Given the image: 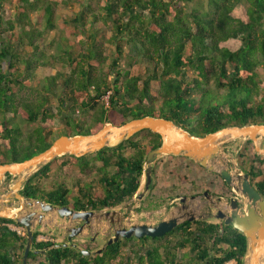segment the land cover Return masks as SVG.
<instances>
[{
  "label": "trees",
  "instance_id": "trees-1",
  "mask_svg": "<svg viewBox=\"0 0 264 264\" xmlns=\"http://www.w3.org/2000/svg\"><path fill=\"white\" fill-rule=\"evenodd\" d=\"M195 1L0 0V165L27 160L61 136L90 135L106 123L121 126L142 117L172 121L199 137L225 127L264 125V0H206L204 9L187 10ZM60 9L70 10L61 19L66 29L46 43L44 33L57 30ZM44 69L50 74L40 79ZM151 82L159 85L158 97L151 96ZM91 112L88 122L84 115ZM17 117L38 127L24 134ZM158 143L159 136L145 130L94 155L62 156L31 175L21 194L46 203L45 194L64 199L68 192L61 184L47 192L40 183L56 163L55 172L64 178L74 171L86 179L88 173H114L103 175L98 203L88 200L75 210L121 207L138 190L143 159ZM252 155V185L264 199V157ZM94 184L86 180L79 194L88 199ZM8 222L0 219V264H22L27 234L4 228ZM185 225L175 235L185 234ZM207 234L209 243L198 256L196 241L185 239L179 249L195 254V264H243L248 244L237 230L211 226ZM38 235L34 250L47 251L29 252L27 264H126L134 251L118 241L86 258L54 248L53 241L38 242Z\"/></svg>",
  "mask_w": 264,
  "mask_h": 264
},
{
  "label": "water",
  "instance_id": "water-1",
  "mask_svg": "<svg viewBox=\"0 0 264 264\" xmlns=\"http://www.w3.org/2000/svg\"><path fill=\"white\" fill-rule=\"evenodd\" d=\"M145 130L157 134L161 138V144L149 151L143 159L142 180L139 186L140 197L150 188L152 170L159 158L168 155L183 156L196 162L206 171L219 175L232 189L234 196L229 199L227 205L228 215L217 211L219 214L214 218L224 220L225 225L237 230L246 239L247 259L243 264H264V199L252 186L247 174L237 169H229L220 161L226 156L223 152L224 145L244 140L251 141L255 154L264 157V146L260 145L261 141L264 142V125L225 127L199 137L179 128L172 121L154 117L133 119L121 126L107 123L99 131L90 135L61 136L55 139L46 150L27 160L0 165V219L15 222L26 231L27 240L22 264H27L29 252L35 255L46 253L47 250H34V232L42 233L46 226L49 227V224L44 223L49 220L50 214L63 219L61 222L63 226L59 229L68 233L67 243L62 246L56 245V247H69L83 257L91 256L92 252L80 249L73 242L78 237L87 235L91 229L92 219L101 216L92 211H73L65 206L57 207L39 200L25 198L21 191L30 176L57 158L70 156L79 159L94 155L104 148H115ZM227 158L233 162L231 156ZM7 177L11 179L8 186L5 182ZM204 196L211 202L210 195L205 193ZM117 213L108 211L104 216L112 221ZM189 220L193 221L194 218ZM177 222L176 218H172L156 226L132 225L127 228H114L113 235L106 246L120 239L131 237L136 239L162 237L172 231ZM72 223L74 225H71ZM51 232L49 231V234H53ZM91 240L95 239L91 238ZM104 248L105 246L95 253H101Z\"/></svg>",
  "mask_w": 264,
  "mask_h": 264
},
{
  "label": "flooded vegetation",
  "instance_id": "flooded-vegetation-1",
  "mask_svg": "<svg viewBox=\"0 0 264 264\" xmlns=\"http://www.w3.org/2000/svg\"><path fill=\"white\" fill-rule=\"evenodd\" d=\"M142 132L143 131L139 133ZM145 134L146 133H144V135ZM134 143L135 141H132V144ZM160 144L161 138L159 137V143L155 146L158 147ZM237 145H239V143L234 144V146ZM260 145L264 146V142L261 141ZM149 146L154 145L151 144ZM250 146H252L249 149V152H251V159L247 158L246 154V148L248 149ZM231 147H233V144L230 143L223 146V152L226 156L222 157L220 161H222V163L229 169H237L239 172L247 174L248 179L252 184L254 168L250 165V161L252 158L253 161H255L252 155V153L255 154L252 142L249 140H244L242 142V145L237 148V151L232 153L237 156L233 162L227 158L231 152H233ZM151 150L149 149V151ZM255 156L257 155L255 154ZM103 175L112 176L114 173L108 172L104 174H96V176L93 175L94 177L90 179L95 182L94 185L98 187L99 193H101L100 195H103L104 192L102 186L100 185L101 182L105 183ZM77 178L78 177H76V180ZM95 178L97 182L95 181ZM64 180H66L65 183ZM62 181V188L64 191H67L68 194L64 199L58 198L55 193L51 194V197L45 196V199H48L51 202L47 204L57 207L65 206L73 211H77L75 208H80L82 204L87 203L88 200L97 201L98 203V199H96L95 196L100 195H97V193H95L96 191L94 192V188L89 190V192H86L88 196L87 199L79 194L78 188L80 185L77 181V183H74L73 179H70V177L63 179ZM108 181L111 183V179H108ZM72 183L75 187H77V189H75V193H72V188L67 185H72ZM56 189L58 188L55 187L54 190ZM205 193L210 195L211 202L206 199L204 196ZM231 193H233L232 189L226 185L219 175L206 171L196 162L183 156H164L155 162L151 174L150 188L145 194H143L142 197H140V190L138 188L132 199L126 203L127 205L125 204V206L123 205L113 209L104 208L98 212L92 211L101 215L96 218L100 227V230L97 232V237L102 239V242L104 243L103 246L106 247V243L113 235L114 228H127L132 225L156 226L162 221L176 218L178 221L176 227L172 231L164 234L162 237H144L141 239L131 237L129 239H120L119 241H123L125 249L134 250L130 255L128 254L125 256L128 262L126 264H195L187 258V255L194 256L196 254L198 256L200 251L204 250L203 245L209 243L207 231H210L211 226H228L225 225L224 220L215 219L214 216L219 214L217 211H221L222 214L228 215L227 205L229 199L234 196V194L231 195ZM101 201L102 200H99V202ZM196 204L198 205L197 207ZM127 206H129V208H127ZM108 211L118 212L117 215H114L113 220L115 217L118 218L114 221L112 220L114 223L104 216V214ZM50 215L56 223H50L49 227H53V230L58 236L66 237V241L59 244L55 242L54 239L46 240V242L53 241L55 243L54 248H57L56 245L62 246L67 243L68 233L59 229L63 226L61 223L63 219H60L55 214ZM190 218H194V220L190 221ZM186 223L190 225L188 230H185L186 233L183 235H175L176 232L173 231L176 228H185ZM56 226L58 228H56ZM49 227L46 226V230L43 232L49 234ZM25 232L26 231L24 229V234ZM187 233H189L190 236L187 235ZM185 239L196 241V244L199 243L198 245L200 247L197 251H195V254H192L188 248H183L182 250L179 249V242H183ZM79 240L80 238H77L73 243L80 249H83V246L86 245L90 247V243L88 242L90 240L89 238L84 245L81 244ZM97 249L98 248H95L92 253L95 254ZM134 255H137L138 257L136 258Z\"/></svg>",
  "mask_w": 264,
  "mask_h": 264
},
{
  "label": "rangeland",
  "instance_id": "rangeland-1",
  "mask_svg": "<svg viewBox=\"0 0 264 264\" xmlns=\"http://www.w3.org/2000/svg\"><path fill=\"white\" fill-rule=\"evenodd\" d=\"M200 6H202L203 7V9L206 7V0H196L195 1V3H193V4H188L187 5V7H186V9L187 10H190V8H198V7H200ZM70 14V10H63V9H60V10H58L57 12H56V24H57V30L56 31H49V30H46L45 31V33H44V39H45V42L46 43H48L49 41H51V40H53V39H56V38H59L60 36H61V34H62V32L66 29V27L64 26V24H62V18L64 17V16H66V15H69ZM45 30V29H44ZM107 36H109V34H107ZM70 37V39L72 40V41H74L76 38H74V37H72V36H69ZM103 41V39H100L99 40V42H102ZM48 45V44H47ZM107 46V45H106ZM125 52L126 53H130V54H132V55H135V52L133 51V49H132V46H130V47H128V46H126V48H125ZM108 64V62H106V65ZM94 65V64H93ZM104 69L106 70L107 69V67H104ZM59 70L60 71H63L62 70V68L60 69L59 68ZM260 73H261V71H259ZM50 74V70L49 69H44V70H41V71H39L38 73H37V76L40 78V79H42L43 77H45V76H47V75H49ZM150 87H151V91H150V93H151V96L152 97H158L159 96V85H158V83L157 82H151V84H150ZM17 89V88H16ZM19 94H20V96H22V97H25L26 96V94H27V92L26 91H22V92H19ZM161 104V100H156L155 101V106L156 107H158L159 105ZM84 118H86V120L88 121V122H92L91 120L93 119V113L91 112V113H89V114H87V115H84ZM16 122H17V124L19 125V127H20V129H21V131L24 133V134H27V133H31L33 130H35L37 127H38V125L37 124H32V123H28V122H26L23 118H21V117H17V119H16ZM88 122H86V123H88ZM194 123V122H193ZM48 127H50V128H52L53 130H57V128L54 126V124H52V123H50V124H48ZM61 130H63L62 128H61ZM58 131H59V129H58ZM72 133H74V132H72ZM144 134V133H143ZM142 134V135H143ZM242 142L243 141H235V142H230V144H233V147H231L232 148V150H233V152H231V156H232V158H233V161H234V159H236L237 158V156L236 155H234V154H232V153H234V152H236L237 151V148L238 147H240V145H242ZM236 143H239V145H237V146H234V144H236ZM229 144V143H228ZM251 148V146L247 149V151H246V154H247V158H251V152H249V149ZM223 151H224V149H223ZM229 155V156H230ZM239 157V156H238ZM240 158V157H239ZM55 166H57V164L56 163H53L52 165H51V167H50V172H49V174L47 175V178L46 179H44V180H41L40 181V183H41V186L45 189L44 191H47V192H50V191H52V190H54L55 189V187L57 186V184H61V183H63V179H65L61 174H58V173H56L55 172ZM241 168V167H240ZM109 173H111V172H109ZM76 175H78V176H76ZM88 175L90 176L89 178H84V177H80V174H78V172L77 171H74L72 174H71V176H70V179H73V182L74 183H79V185L82 187V186H84L85 184H86V180H89L90 181V178H92V177H94L91 173H88ZM71 177H73V178H71ZM76 177H78L77 178V180H76ZM67 179V178H66ZM74 179H75V181H74ZM11 181V180H10ZM9 181V182H10ZM77 181V182H76ZM95 181L97 182V180H96V178H95ZM9 182L8 183H6V186H8L9 185ZM66 182V180H64V183ZM70 188H72V193H75V189H77L74 185H73V183H72V185L71 184H67ZM93 188L95 189L94 190V192L95 193H97V195H100L101 193H99V190H98V187H96L95 185H93ZM74 189V190H73ZM98 190V191H97ZM47 194H45V196H46ZM127 205V204H126ZM124 206H125V204H124ZM198 205L196 204V207H197ZM127 208H129V206H127ZM126 208V209H127ZM71 225H74V223H72ZM53 228V227H52ZM44 230H46V229H44ZM100 230V227H99V222H98V220L97 219H92V223H91V229L88 231V233H87V235H85V236H80V237H78V238H80V243L81 244H86V242H87V240H88V238L90 239L88 242L90 243V247H92V249H94V248H98L97 250H100L102 247H103V245H104V243L102 242V239H99L98 237H97V232ZM40 234V236L38 237L39 238V240H38V242H41V241H44V240H50V239H54V241L55 242H57L58 244L59 243H62V242H65L66 241V237H64V236H58L57 234H55V235H53L52 237H50L49 235H48V233H46V232H43V233H39ZM41 235H42V237H41ZM82 238H86V239H82ZM91 238H94L95 240L94 241H92L91 240ZM96 250V251H97ZM95 251V252H96ZM91 252V251H90ZM97 255H98V253H96ZM187 258L190 260V261H194L193 260V257L190 255H187ZM41 259V258H40ZM39 259V260H40ZM246 257H245V259L243 260V263H244V261H246ZM34 264H37V263H34Z\"/></svg>",
  "mask_w": 264,
  "mask_h": 264
},
{
  "label": "built area",
  "instance_id": "built-area-1",
  "mask_svg": "<svg viewBox=\"0 0 264 264\" xmlns=\"http://www.w3.org/2000/svg\"><path fill=\"white\" fill-rule=\"evenodd\" d=\"M3 227L8 229L11 232L16 233L18 236H23L24 235V229L20 226H16L14 224H3ZM226 264H236L234 262H228Z\"/></svg>",
  "mask_w": 264,
  "mask_h": 264
},
{
  "label": "crops",
  "instance_id": "crops-1",
  "mask_svg": "<svg viewBox=\"0 0 264 264\" xmlns=\"http://www.w3.org/2000/svg\"><path fill=\"white\" fill-rule=\"evenodd\" d=\"M49 218V220L48 221H45V223L44 224H50V223H53V224H55L56 223V221L54 220V219H52V216L51 215H49L48 216ZM68 226H70V225H68ZM49 230L50 231H52L51 233H53V234H48L50 237H52L53 235H55L56 234V232L53 230V228L52 227H49ZM54 232H55V234H54ZM39 237V236H38ZM37 237V241L39 240V238ZM41 237H42V235H41Z\"/></svg>",
  "mask_w": 264,
  "mask_h": 264
},
{
  "label": "clouds",
  "instance_id": "clouds-1",
  "mask_svg": "<svg viewBox=\"0 0 264 264\" xmlns=\"http://www.w3.org/2000/svg\"><path fill=\"white\" fill-rule=\"evenodd\" d=\"M107 98V97H106ZM106 98H104V100H106ZM107 124V123H106ZM109 124V123H108ZM9 221V220H8ZM3 224H6V223H3ZM3 224H2V226H3ZM7 224H14V225H16V226H20L19 224H17V223H15V222H12V221H10V222H8ZM21 227V226H20ZM23 228V227H22ZM24 229V228H23ZM26 233V232H25ZM34 233H36V232H34ZM39 236H40V234H39ZM37 241V240H36ZM35 242V241H34ZM43 242H46V240H44ZM38 255H43V254H38ZM229 262H234V261H229ZM228 263V262H227ZM235 263V262H234ZM226 264V263H225Z\"/></svg>",
  "mask_w": 264,
  "mask_h": 264
}]
</instances>
